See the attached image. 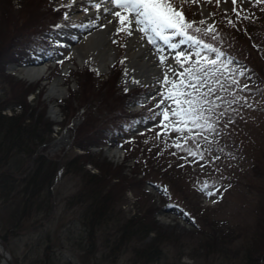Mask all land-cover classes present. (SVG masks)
<instances>
[{
    "label": "rangeland",
    "instance_id": "rangeland-1",
    "mask_svg": "<svg viewBox=\"0 0 264 264\" xmlns=\"http://www.w3.org/2000/svg\"><path fill=\"white\" fill-rule=\"evenodd\" d=\"M7 1L0 0V17L1 7H8L5 4ZM62 3L65 4L64 7H60ZM21 4L22 0H11L10 6L13 10H18ZM43 6L58 8L55 12L61 13L57 34L53 32V49L61 57L53 54L50 57H42L37 53L35 60H28L27 63L37 62L47 66L42 81L35 83L20 77L17 70L10 66L16 63H9L5 75L11 83L8 85L6 78L0 76L1 98L19 97L29 91L25 96L27 103L35 108L36 114L44 112V121L38 127H45V120L53 124L52 132L44 128L46 130L41 134L42 138L51 140L54 153H60L59 150L68 147L72 141L71 130L66 128L67 123L69 126L70 123L81 124L82 128L87 126L88 129L89 124H99L120 112L127 116L141 115V118L127 123L129 127L133 126L132 128L138 123V131L135 134L126 129L116 134L115 126L108 127V136H105L102 129L91 132L99 137L103 135L102 144H98V147L102 150L104 147L109 148L106 153L95 147L90 150L96 155L99 154L106 162L117 166L121 169V176L126 177L128 181L133 179L136 184L132 189L125 191L121 204L110 214V219L113 220L109 219L108 225L101 229L96 226L92 236L90 233L88 240L81 242L80 233L84 231V225L80 210L84 211L85 208L80 209L70 201L72 197L86 192V183L60 169L51 193L47 192L42 196V201L49 204L48 212L43 210L44 212L41 211L37 216L30 217L31 228L25 231L7 235L5 228L0 230V235L5 237L3 244L12 262L41 264L39 262L43 250L48 248L51 260L47 264H140L133 262L135 253L132 245L115 256L110 253L106 243L111 241L110 239L114 240L120 224L125 219L132 218L137 213L142 214L147 206H150L153 211L151 219L156 222V227L166 234V237L174 240L163 245L156 264H246L247 249L259 239L261 233L258 223L259 207L261 203L264 205V101L258 103L255 108L240 110L235 124L230 125L227 130L229 134L220 140L225 149L221 153V159L217 160L214 166L201 169L199 164L185 163L179 158L184 153L171 155L176 149H165L164 143L155 139L156 133L161 131L152 119L151 109L154 108L156 100L149 99L156 95L155 83L141 86L125 83V64L121 65L119 61L126 56L129 48L123 45L131 38L125 37L124 33L114 35L112 40L117 43L111 41L110 46L116 51L115 67L112 66L107 73L99 75L90 63V56L80 65L73 51H70L72 55H64L61 45L62 38H68L63 31H72L73 25L93 26L100 20L101 13L90 7L88 0H45L41 9ZM263 6L245 5L249 12L255 13L256 21H243L238 23L236 28L226 27L224 22L217 25L224 36V43L232 48L228 39L231 36L236 42V49L242 50V54L245 53L242 57L245 59L249 55L245 66L253 69L250 75L257 73L254 77L258 82H264V53L257 51L253 43L264 49V16L260 11ZM34 7L37 9L38 4L35 3ZM85 7L89 8L87 12L83 10ZM205 7L207 12H218L213 19L221 21V14L214 3L206 4ZM219 8L231 9V0H228L227 4L222 2ZM184 12L188 20L201 19L200 7L196 4L185 5ZM39 13L40 11L35 10L32 17ZM65 14L68 19H64ZM211 22L209 20V23ZM246 22L253 25L257 23L261 28H257V32L252 30V33L247 35L249 40L241 38L240 35L246 29V25H243ZM238 28L243 32L239 33ZM147 47L151 48L150 45ZM41 58L47 61H41ZM153 62L155 63L154 60ZM86 71H90L92 75ZM60 79V87L65 91L63 98H50V85ZM81 82L85 84L82 88ZM261 86L264 87V83H261ZM125 87L129 88L126 93H131L133 99L121 95L125 92ZM3 90H6L5 94ZM82 91L84 93H81ZM259 99L257 97V100ZM14 110H5L3 114L11 116L13 113H19L18 109ZM53 110L57 111L58 118L52 114ZM144 127L146 128L142 129ZM170 135L175 137L176 133L172 132ZM168 142L171 143V140ZM162 149L165 150L161 154ZM73 151L82 153L79 149ZM114 152L117 153L116 156ZM229 153L234 158H231ZM206 158L211 159L207 154ZM213 167L219 171H214ZM162 169L169 172L165 175L161 172ZM85 170L93 176L101 174L91 165H86ZM142 171L148 173L144 175ZM205 181L215 185L210 189L216 193L215 196L204 195L198 190ZM2 200L0 196V203ZM4 209L5 206L0 208V211ZM152 237L153 235L146 237L145 242L150 241Z\"/></svg>",
    "mask_w": 264,
    "mask_h": 264
},
{
    "label": "trees",
    "instance_id": "trees-1",
    "mask_svg": "<svg viewBox=\"0 0 264 264\" xmlns=\"http://www.w3.org/2000/svg\"><path fill=\"white\" fill-rule=\"evenodd\" d=\"M44 1L22 0L21 7L18 10H13L10 6L11 0H8V3L5 2L8 7H1L3 16L0 17V76L5 77L6 81L5 70L9 63H21L37 52L43 54L50 50V40L53 31L61 23V13L46 6L41 9ZM35 3L38 4L37 9H34ZM35 10L40 13L37 15L38 17L33 18ZM262 13L264 16V12ZM254 20L257 19L254 18ZM247 22L244 23L247 34L238 28L239 33L243 32L240 35L244 39H248L247 35L252 33V30L256 32L257 28L261 30L259 24L254 23L255 25H253ZM228 39L232 43V48L223 42L222 50L229 57H234L242 65H246L245 60L249 58V55L244 59L242 56H245V53L242 54V50L236 49L234 39L231 36ZM212 43L216 42L212 41ZM238 45L241 47L240 44ZM251 70L253 71V69ZM86 72L92 75L90 71ZM252 74L257 73L253 72ZM112 82H114L113 79ZM7 83L9 85L11 81H7ZM83 84L84 82H81V88ZM5 93L6 90L3 94ZM28 93L29 91L22 96L12 98L4 95L5 99L0 96V193L2 194L0 196L3 199L0 208L5 206V209L0 211V230L5 228L7 235L17 234L20 230L25 231L31 228L30 217L37 216L41 211L44 212L43 210L48 212L49 204L42 201V196L47 192L51 193L54 180L61 169L86 183L84 186L86 192L72 197L74 202L70 201L80 209L85 208V212L80 210L84 225V231L80 233V241L83 242L88 240L90 233L92 236V231L94 233L96 226L101 229L108 225L110 214L113 213L116 206L121 204L120 201L125 191L132 189L136 184L133 179L128 181L126 177L121 176V169L117 166L106 162L99 157V154L96 155L90 150L91 147L101 145L103 138V135L99 137L98 134H91V132L102 129L105 136H108L109 126H115L116 130L122 131L125 126L129 127L130 125L127 123L137 119L138 115L127 116L120 112L113 114L107 120L104 119L99 124H89L88 129H86L87 126L82 128L81 124L70 123L69 126L67 123L66 128L71 130L72 136V141L68 145L69 149L67 150L68 147L65 146L66 148L59 150L60 153H54L51 148V140L42 138L41 134L46 129L48 132H52L53 124L45 120V127L43 125L41 129L38 127L44 121V112L35 113V108L25 99ZM121 95L130 100L134 97L131 93L126 92H122ZM7 109H12L13 112L14 109H18L19 113L7 116L3 114ZM73 149H79L82 153L77 154ZM86 165L95 167L101 174L90 175L85 170ZM161 172L166 175L169 171L162 169ZM142 173L146 175L148 172L142 171ZM259 210L258 228L260 227L261 233L259 239L247 249L246 264L264 262V205L262 203ZM152 212L151 207L147 206L142 214L137 213L120 224L114 240L110 239L111 241L106 243L112 255L121 254L122 250H128L132 245V250L135 253L134 263H157L163 245L174 240L171 237H166V234L160 232L156 227V222L151 219ZM110 220L112 221L113 218ZM151 235H153L152 239L145 242V238ZM0 238L5 241V237L2 235ZM43 251L39 263H50L51 256L48 248Z\"/></svg>",
    "mask_w": 264,
    "mask_h": 264
},
{
    "label": "snow or ice",
    "instance_id": "snow-or-ice-1",
    "mask_svg": "<svg viewBox=\"0 0 264 264\" xmlns=\"http://www.w3.org/2000/svg\"><path fill=\"white\" fill-rule=\"evenodd\" d=\"M222 2L227 4L228 0H88L97 13L103 9V26H113L108 35L124 33L125 37L132 38L123 47L139 52L151 46L141 59L150 57L155 61L149 69L156 92L149 97L156 100L151 109L152 119L156 127L161 128L155 139L164 143L165 149L174 147L176 151L171 155L184 153L180 159L199 164L201 169L214 166L221 159L225 145H221L220 140L229 134L227 130L235 124L240 110L255 108L264 101V87L261 86L264 82H258L254 74L250 75V68L222 50L223 36L217 27L221 22L229 28H236L243 21L251 22L255 13L249 12L245 5L258 7L264 5V0H231V9H220ZM213 3L219 9L221 21L213 19L218 12H207L205 5ZM187 4L200 7L199 21L186 18L184 6ZM83 10L87 12L89 8ZM260 11L264 12V7ZM68 18L65 14L64 19ZM244 32L247 34V29ZM112 43L117 41L112 40ZM253 47L264 53L260 45L253 43ZM127 59L125 56L119 63L123 65ZM129 71L136 72L137 64L125 67V78ZM130 82L143 83L137 76H132ZM124 91L129 88L125 87ZM172 132L176 133L175 137H171ZM206 154L211 159L206 158ZM213 170L219 171L215 167ZM213 187L215 185L205 181L198 190L204 195L215 196L210 190ZM164 191L167 194L166 188Z\"/></svg>",
    "mask_w": 264,
    "mask_h": 264
},
{
    "label": "bare ground",
    "instance_id": "bare-ground-1",
    "mask_svg": "<svg viewBox=\"0 0 264 264\" xmlns=\"http://www.w3.org/2000/svg\"><path fill=\"white\" fill-rule=\"evenodd\" d=\"M103 18V20H102ZM88 20V19H87ZM101 20V21H100ZM99 22L103 26L105 24V17L100 16ZM108 26V25H107ZM112 26V25H109ZM101 27V26H100ZM104 27V26H103ZM112 31V30H111ZM110 30L104 28L101 30V32H98L93 35L91 38H87L86 40H81L78 38H70L73 41H76L77 45L74 47L71 51H73L78 63L81 65L85 62V59L90 56V60H92L90 63L94 65L96 72H99L100 74L107 73L110 68L115 64L116 62V51L111 48L110 43L112 41V38L114 35H108ZM132 39V38H131ZM69 43H72L71 41ZM68 46V44H67ZM72 46L70 45V48ZM148 50V47L141 48L139 52H137L134 49L129 48L127 51L126 56L128 59L125 62V67H128L132 64H137V71L132 72L129 71L128 77L124 79H127L128 83L131 86H136L135 84H132L131 78L132 76L140 77L143 81L142 84H154L155 81L151 76V73L149 69H151V64H154L153 60H151L150 57H145L141 59L144 52ZM151 60V63H150ZM13 67V66H12ZM124 67V69H125ZM17 70V74L20 77L26 78L30 83L40 82L42 81V77L45 76V71L47 66L40 65L39 63H31L23 68H17L14 67ZM154 71V69H152ZM61 79L55 80L49 88L48 96L50 98H54L56 100L62 99L65 91L60 87ZM142 84H139L140 86ZM52 114H55L56 118H58L57 111L53 110ZM56 120V119H55ZM114 155L116 156L117 153L114 152Z\"/></svg>",
    "mask_w": 264,
    "mask_h": 264
},
{
    "label": "water",
    "instance_id": "water-1",
    "mask_svg": "<svg viewBox=\"0 0 264 264\" xmlns=\"http://www.w3.org/2000/svg\"><path fill=\"white\" fill-rule=\"evenodd\" d=\"M101 32V31H100ZM14 68V66H13ZM0 264H14L0 239Z\"/></svg>",
    "mask_w": 264,
    "mask_h": 264
}]
</instances>
